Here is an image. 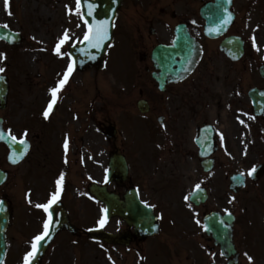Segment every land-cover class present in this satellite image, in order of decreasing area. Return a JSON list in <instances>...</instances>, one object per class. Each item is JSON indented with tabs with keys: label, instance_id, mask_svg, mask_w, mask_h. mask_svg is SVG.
Here are the masks:
<instances>
[{
	"label": "flooded vegetation",
	"instance_id": "obj_1",
	"mask_svg": "<svg viewBox=\"0 0 264 264\" xmlns=\"http://www.w3.org/2000/svg\"><path fill=\"white\" fill-rule=\"evenodd\" d=\"M211 2L128 0L120 9L118 36L131 54L128 60L122 58L128 62L126 66L118 63L119 56L106 61L103 78L113 84L102 89L99 114L102 159L98 183L104 236L100 244L107 264L230 263L234 256H222L203 232L202 219L210 212L233 215L232 241L242 264L239 243L252 245V226L261 223L258 212H262L264 224V210L257 209L264 195V113H253L249 96L251 90L264 88V0H230L233 20L225 34L215 39L204 36L205 21L200 15ZM178 28L201 48L196 68L184 79L162 71L161 59L152 56L157 47L172 44ZM227 40L230 52L224 53L220 46ZM40 107L41 120L35 119L38 127L19 131L8 120L9 100L0 111L4 130L29 143V152L16 166L7 159L10 150L0 145V170L6 174L5 196L0 190V200L8 203L9 233L13 227L18 228L14 233L24 232L20 239L7 235L8 241L21 240L23 249L32 246L31 235L43 229L47 211L31 208L29 203L36 196L39 205H46L59 189L51 206L59 204L61 215L78 229L74 236L65 231L59 236L87 245L92 243L88 236L92 229V170L89 166V173H83L71 168L74 151L63 158L61 166L57 139L48 135L43 140L45 120L54 123L71 109L56 104L45 118V103ZM91 113L86 108L84 115L74 114L92 117ZM203 128L210 129L212 141L206 159L200 157L197 144ZM63 147L66 149L65 144ZM233 155L236 163L228 166ZM258 166H262L261 176L253 182L249 172ZM235 174L245 178L239 194L230 191V177ZM198 184L208 199L196 206L189 198ZM238 202L245 204L247 216L237 215ZM110 211L118 214L110 217ZM29 234L30 241L25 240Z\"/></svg>",
	"mask_w": 264,
	"mask_h": 264
},
{
	"label": "rangeland",
	"instance_id": "obj_2",
	"mask_svg": "<svg viewBox=\"0 0 264 264\" xmlns=\"http://www.w3.org/2000/svg\"><path fill=\"white\" fill-rule=\"evenodd\" d=\"M75 3L76 0H9V8L6 10L5 0H0V26L7 24L10 30L20 33L22 37V41L18 46L8 47L0 42V68L4 69V75L8 74L11 85V98L13 99L9 105L8 120L10 124L12 121L10 126L15 130L19 131L22 123L26 122L25 120L29 119L28 121H30L33 116H36L39 107L38 102L39 100L40 102L46 100L45 93L52 82L55 81L54 78L57 76L61 78L62 75L67 73L66 69L69 62L66 59L67 48L79 43L84 34V28L80 25L82 23H80L79 15L76 13L77 3ZM70 9L72 10L71 15L69 14ZM65 34H67L66 39ZM62 39L64 42L60 46L59 53H57L56 46ZM30 52L35 53V59L27 57ZM96 86L102 90L106 87V83L102 79L93 80L90 74L69 78L67 79L66 88L60 93V97L67 101L69 108H72L71 105L74 103L81 102V105H88L95 114L101 111L103 104L102 94L97 93L99 90L95 88ZM72 109H75V107ZM76 120L77 117L74 113L60 117L57 131L63 135L57 137V142L60 149H62L65 142L74 136L75 127L79 128L80 126L83 128L84 123L85 132L84 135L82 133L83 139L78 143L79 145L82 144V147L77 152L79 160L78 164L76 163V168L81 169L80 171L83 173L85 171L89 173L91 168V177L97 181L100 178L101 123L88 118L84 122L80 119L79 121ZM46 129L48 128L46 127ZM236 154L239 158V154ZM234 159L236 157L233 155L230 163L228 162V166L235 165ZM79 163L85 170L78 166ZM32 198L37 199L36 197ZM244 205L243 202L237 203L236 213L239 217L248 215ZM257 209L259 211L264 210V195ZM98 214L94 208V219L98 217ZM258 221L262 222V218L259 217ZM260 224H253L251 230L252 258L256 264H264V242L260 241L261 237L256 242V237L252 236L254 229H257L256 232H261ZM241 228V226H238V229ZM22 237V234L17 233L18 239ZM25 240H28V238H25ZM59 240L60 238L57 243H59ZM21 243V240L10 243V253L16 254L17 259L15 261L8 259L5 264L21 263L19 260V256L23 251ZM58 246L59 244L52 249L48 257L59 259L56 264H106L98 247L82 245L78 247L84 246V248H80L81 250L75 249L70 253L64 248L60 251V249H57ZM239 247L241 250L247 251L248 249L247 246L240 243ZM244 262L245 264H253L247 256Z\"/></svg>",
	"mask_w": 264,
	"mask_h": 264
},
{
	"label": "water",
	"instance_id": "obj_3",
	"mask_svg": "<svg viewBox=\"0 0 264 264\" xmlns=\"http://www.w3.org/2000/svg\"><path fill=\"white\" fill-rule=\"evenodd\" d=\"M119 1L120 0H96L95 2H92L95 4H91L92 5L91 14H89V7H88L89 4H87L84 0H81L83 18L85 22L87 23L88 30L90 26L95 28L103 24V27L107 32V35L99 42L98 46L96 45L95 41L90 43L89 41L84 39L82 44L75 49V52L77 54L71 53L74 60L76 61L82 60L86 64L89 61L88 63L93 66H96V67L100 66V60L102 57L101 54H103L104 50L106 49L109 38H110V26L109 25L112 20V17L109 16L110 15L109 11L111 9H114L115 4L117 2L119 3ZM0 39H4L9 44H18L20 41V37L18 35L10 34L8 30L1 29V28H0ZM85 52L86 53L89 52V54H79V53H85ZM5 95H6V88L2 83H0V103L1 105H3V98L5 97ZM2 141L5 142V137L2 138ZM94 196H96V198L98 199L101 198L100 193L97 191L94 192ZM3 218L4 217L0 216V264L3 260V256L5 252L4 241L1 238V235L3 232V224H4ZM205 225H206V229H208L209 232L211 233L216 232L217 224H215V219L213 215L207 218ZM44 242L45 241L39 244L40 251L38 252L37 250V253L39 254H37L36 258L34 259L35 264L38 263V261L43 255V252L47 245V243H44Z\"/></svg>",
	"mask_w": 264,
	"mask_h": 264
},
{
	"label": "snow or ice",
	"instance_id": "obj_4",
	"mask_svg": "<svg viewBox=\"0 0 264 264\" xmlns=\"http://www.w3.org/2000/svg\"><path fill=\"white\" fill-rule=\"evenodd\" d=\"M89 7V14H91V8H92V5L89 4L88 5ZM9 8V0H5V9L7 10ZM80 8H81V0H77V7H76V13L79 15L80 14ZM69 14L71 15L72 14V10L70 9L69 10ZM228 21L225 20V23H227ZM2 27L4 28H8V25L7 24H4L2 25ZM107 35V32L106 30L104 29L103 27V24H101L100 26H97L95 28L93 27H89V30L88 32L85 33V37L84 39L89 41L90 43H92L93 41L96 42V45L98 46L99 45V42ZM67 38V34H65V39ZM64 42V40L62 39L56 46V51L57 53H59V50H60V46L61 44ZM253 42H254V46H255V37H253ZM71 68H72V65L69 64V71H71ZM4 69L3 68H0V72H3ZM67 79V74L65 75V80ZM65 80H61L59 83L60 85H63ZM58 89L57 88H53L51 90L52 92V97H53V100H52V103L49 104L48 106V110H45V112L43 113L44 117L47 118L48 115H49V110H51L52 106H53V103L55 102V99H56V93H57ZM241 123H243V121H241ZM0 138H2V134H0ZM12 140L15 141L16 140V137L13 136L12 137ZM21 143H23V141H20ZM65 148H67V141L65 142ZM11 159V157H10ZM13 162H16L15 160H13ZM253 172H255V168H253L250 172H249V175H251ZM243 175V174H241ZM62 179V177H61ZM60 184V180L57 181V185ZM200 188V185H196V189L198 190ZM58 194H59V189L57 190L56 193H53L52 195V199L49 201L48 204L46 205H37V207H42L44 208L45 211H48L49 207L56 201L57 197H58ZM185 199L187 200L188 197H185ZM106 211V210H105ZM229 215H231L229 213ZM101 224H103V220L100 221ZM199 223V221H198ZM223 223V222H222ZM49 232V222L48 221H45V224H44V233L42 235H38L34 238V241L32 242V250L30 252H28L26 255H25V258H24V261H25V264H31V259L34 258L37 250H38V244L40 241H42L48 234ZM249 261L252 260V257H248Z\"/></svg>",
	"mask_w": 264,
	"mask_h": 264
},
{
	"label": "bare ground",
	"instance_id": "obj_5",
	"mask_svg": "<svg viewBox=\"0 0 264 264\" xmlns=\"http://www.w3.org/2000/svg\"><path fill=\"white\" fill-rule=\"evenodd\" d=\"M27 57H31L32 59H35V53L30 52L28 53Z\"/></svg>",
	"mask_w": 264,
	"mask_h": 264
}]
</instances>
